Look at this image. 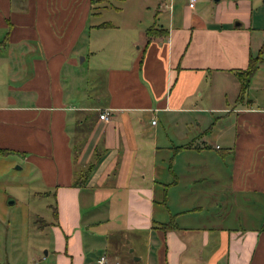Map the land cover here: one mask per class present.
<instances>
[{"label": "crops", "instance_id": "obj_1", "mask_svg": "<svg viewBox=\"0 0 264 264\" xmlns=\"http://www.w3.org/2000/svg\"><path fill=\"white\" fill-rule=\"evenodd\" d=\"M147 1L0 0V149L49 198L40 256L4 264H264V94L236 98L264 28ZM220 77L234 102L205 111Z\"/></svg>", "mask_w": 264, "mask_h": 264}, {"label": "rangeland", "instance_id": "obj_2", "mask_svg": "<svg viewBox=\"0 0 264 264\" xmlns=\"http://www.w3.org/2000/svg\"><path fill=\"white\" fill-rule=\"evenodd\" d=\"M134 0H108L106 8L101 10L102 15H115L117 8L121 6L122 11H131ZM158 0H148L149 12L154 11V6ZM186 0L182 1L184 3ZM155 4V5H154ZM191 11L202 14L205 19H209L215 13H225L226 16H238L244 14L251 18V24L264 28V0H195L194 7ZM236 21V20H235ZM251 60L254 65L252 83H249L244 91L240 94L236 91L237 101L247 103L248 97L254 96L256 93L264 94V89H260L264 75V43L250 53ZM85 62L81 64L80 70L83 72L86 68ZM3 66L0 65V103L4 102L6 91V83L4 82ZM241 75H244L241 73ZM249 78V79H250ZM230 80V81H229ZM225 78L213 79L208 86L202 87L201 95L198 96V104L205 111L209 107L215 106H231L233 88L237 84L233 80ZM208 113V112H207ZM32 174L26 164L21 163L16 153L0 154V263L12 261V257L19 250L28 253L36 252L40 256L38 244L41 235L38 232V224L40 216L48 215L49 209L44 206L49 198L33 196L28 192V186L34 182ZM35 259V258H34ZM31 263L32 260H29Z\"/></svg>", "mask_w": 264, "mask_h": 264}, {"label": "trees", "instance_id": "obj_3", "mask_svg": "<svg viewBox=\"0 0 264 264\" xmlns=\"http://www.w3.org/2000/svg\"><path fill=\"white\" fill-rule=\"evenodd\" d=\"M146 33L148 35L151 34L152 28L147 29ZM253 71H254V65H253V62H252L251 57L249 55L247 65L243 69L236 71V77H237L238 82H239L237 95H238V93L240 94V92L244 91ZM241 73H243L244 75H241ZM6 151H7V149H0V153H4ZM160 226L162 228L170 227V226H172V223L170 221H167V223H162Z\"/></svg>", "mask_w": 264, "mask_h": 264}, {"label": "built area", "instance_id": "obj_4", "mask_svg": "<svg viewBox=\"0 0 264 264\" xmlns=\"http://www.w3.org/2000/svg\"><path fill=\"white\" fill-rule=\"evenodd\" d=\"M195 0H187V6H192ZM97 117L99 119H106L108 117V110L102 109L98 112ZM96 264H118L116 259L111 258L105 253H100L97 256Z\"/></svg>", "mask_w": 264, "mask_h": 264}]
</instances>
